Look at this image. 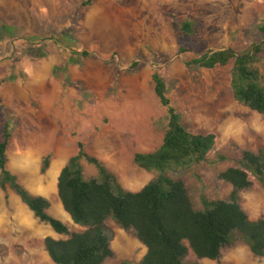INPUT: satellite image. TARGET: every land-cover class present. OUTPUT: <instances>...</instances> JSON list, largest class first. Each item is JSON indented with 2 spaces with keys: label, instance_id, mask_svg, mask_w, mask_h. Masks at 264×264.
<instances>
[{
  "label": "rangeland",
  "instance_id": "1",
  "mask_svg": "<svg viewBox=\"0 0 264 264\" xmlns=\"http://www.w3.org/2000/svg\"><path fill=\"white\" fill-rule=\"evenodd\" d=\"M86 1L0 0V142L8 124L9 169L27 191L49 199L50 215L71 232L82 231L66 216L51 169L57 162L62 168L82 142L129 191L148 183L145 173L157 176L134 162L136 153L156 151L168 128L152 81L157 71L184 127L217 136L207 162L167 175L185 182L196 209L204 208V199H230L233 187L219 174L237 166L242 151L264 148V116L235 101L233 61L213 70L186 63L211 50L249 51L259 40L264 0H94L84 6ZM184 22L192 23L193 33H182ZM85 50L92 56L83 58ZM261 69L264 78V64ZM48 155L52 166L43 173ZM81 163L86 179L98 176L95 165ZM251 180L241 206L256 220L264 218V184ZM107 225L120 233L114 221ZM50 232L19 196L9 190L6 199L0 188V264H54L44 246ZM124 244L129 247L115 246L121 252ZM122 262L117 255L105 264ZM186 262L264 264V258L238 238L220 262L192 252Z\"/></svg>",
  "mask_w": 264,
  "mask_h": 264
},
{
  "label": "trees",
  "instance_id": "2",
  "mask_svg": "<svg viewBox=\"0 0 264 264\" xmlns=\"http://www.w3.org/2000/svg\"><path fill=\"white\" fill-rule=\"evenodd\" d=\"M94 0L83 5L89 6ZM259 40L249 51L237 55L232 48L208 51L186 63L187 67L213 70L234 62L231 89L237 103L264 116V22L258 26ZM182 33H193L192 23L184 22ZM6 32V31H5ZM8 32V31H7ZM181 52H186L181 48ZM81 56L92 53L85 50ZM38 58L45 54L38 52ZM135 63L133 66H136ZM154 91L160 104L167 109L168 128L162 145L154 152L136 153L134 162L150 173H157L140 191L126 190L118 178L99 159L89 156L82 142L60 172L57 193L64 211L72 222L84 228L71 232L58 218L50 215L48 198L32 194L9 167L8 148L11 139L6 124L0 142V188L8 199L12 190L33 212L35 218L66 239L48 236L45 250L54 264H105L115 258L111 243L114 231L108 227L114 221L121 229L135 235L147 248L137 264H196L187 263L192 252L196 258L220 262L222 251L242 239L250 251L264 258V218L252 220L241 206V192L252 188L254 176L264 184V148L258 152L244 150L232 166L219 174V179L232 185L228 200L204 199L199 210L190 197L184 181L167 173H179L208 161L217 144L214 133L196 134L182 124V118L173 107L167 86L160 74L152 75ZM87 160L98 170V176L86 179L82 160ZM51 165V156L42 161V172ZM120 264H129L122 262ZM198 264V263H197Z\"/></svg>",
  "mask_w": 264,
  "mask_h": 264
},
{
  "label": "crops",
  "instance_id": "3",
  "mask_svg": "<svg viewBox=\"0 0 264 264\" xmlns=\"http://www.w3.org/2000/svg\"><path fill=\"white\" fill-rule=\"evenodd\" d=\"M63 162V161H62ZM65 165H66V162H63V164H62V168H60V163L59 162H57V163H54V165H53V167H52V169L54 168V167H59V169H58V171H57V174H56V176H55V178L54 179H51V181L53 182L54 180H56V188H57V183H58V177H59V175H60V173H59V175H58V172H59V170H60V172L62 171V169L65 167ZM51 166H52V162H51V165H50V168H51ZM50 168H49V170H50ZM52 169H51V172H52ZM51 172H50V174H51ZM50 174H49V178H50ZM146 174V175H145ZM144 174V177H146V178H149V181H148V183L154 178H152L151 176H149V175H147V173H145ZM58 176V177H57ZM152 178V179H151ZM147 183V184H148ZM146 185V184H145ZM145 185H143L142 186V188L145 186ZM124 187V186H123ZM125 189H127L126 187H124ZM141 188V189H142ZM140 189V190H141ZM128 190V189H127ZM140 190H138V191H140ZM138 191H132V192H138ZM65 212V211H64ZM68 214L66 213V216H67ZM68 218H70V216L68 215ZM71 219V218H70ZM76 226H78V225H76ZM78 227H80V226H78ZM119 227V226H118ZM80 228H82V227H80ZM120 228V227H119ZM83 230L82 231H84V228H82ZM121 229V228H120ZM114 230L116 231L115 232V234L117 233V230L114 228ZM123 229H121V230H119V234H118V236H115L114 237V239H113V241H112V243H111V247H112V249H113V251H114V253H115V257L118 255L119 256V258H122L123 260H124V262H131L132 264H137L138 262H140L141 261V259L145 256V254H146V252H147V248L135 237V235L134 234H132V233H130L129 231L128 232H126V230H123ZM53 231V230H52ZM82 231H80V232H82ZM50 234L53 236V238H55V239H66V238H68L67 236H61V235H59V234H57V233H55L54 231H53V233L52 232H50ZM116 242H120V243H126L127 245H129V247L128 246H126L125 244L124 245H122L121 247V252H120V250H119V248L117 247V246H115V244H116Z\"/></svg>",
  "mask_w": 264,
  "mask_h": 264
},
{
  "label": "bare ground",
  "instance_id": "4",
  "mask_svg": "<svg viewBox=\"0 0 264 264\" xmlns=\"http://www.w3.org/2000/svg\"><path fill=\"white\" fill-rule=\"evenodd\" d=\"M31 164H32V163H31ZM31 164H30V165H31ZM58 169H59V167H54V168L52 169V172H53V173L51 172L50 180L55 178ZM27 216H28V215H27ZM28 218H29V217H28ZM29 219L32 220L31 218H29ZM30 220H29V221H30Z\"/></svg>",
  "mask_w": 264,
  "mask_h": 264
}]
</instances>
